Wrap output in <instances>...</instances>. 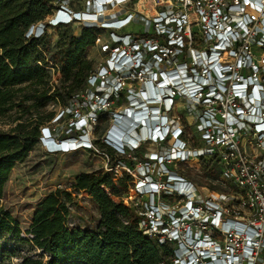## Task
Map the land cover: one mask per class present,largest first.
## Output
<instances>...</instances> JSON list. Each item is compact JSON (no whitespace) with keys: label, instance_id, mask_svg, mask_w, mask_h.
I'll list each match as a JSON object with an SVG mask.
<instances>
[{"label":"built area","instance_id":"1","mask_svg":"<svg viewBox=\"0 0 264 264\" xmlns=\"http://www.w3.org/2000/svg\"><path fill=\"white\" fill-rule=\"evenodd\" d=\"M135 1L93 0L90 17L59 6L47 22L28 27L25 38H38L48 28L72 22L94 23L108 32L109 40L104 44H99L98 36L94 38L93 45L105 55L104 65L86 76L80 93L88 95L90 103L85 110L90 115L110 113L114 98L125 92L122 72L142 81L143 90L128 101L122 114L112 112L117 125L122 124L123 115L154 122L157 117L168 120L174 97L201 107L195 125L197 147L181 140L182 131L177 128L169 131L166 125L164 135L156 122L151 131L146 128L144 142L159 144L170 139V153L165 156L169 162L208 158L217 164L221 178L228 181L230 203L219 209L209 199L195 204L191 184L165 171L164 156L157 153L148 154L147 160L157 163L162 175L166 174L165 183L151 180L150 165L144 164L145 177L134 183L135 189L140 188L146 195L143 208L133 203L128 193L119 200L127 207L141 209L146 218L145 233L176 244L172 264H264L257 261L264 251V0H153V15L147 20L138 17L150 27L148 34L123 32L134 21L133 14L103 19L104 7H122ZM195 33L206 44L205 50L193 54L189 62L162 69V65L169 64V56L179 55L191 46ZM252 47L262 50L261 56L255 57ZM221 53L228 60H219ZM165 85L166 95L160 97ZM90 89L98 90L88 94ZM73 115V126L81 130L77 136L57 140L47 127L40 129L38 142L45 153L92 150L82 130L86 120L76 110ZM105 140L117 155L133 158L136 140L121 149L112 145L108 136ZM103 170L111 173L113 181L122 171L132 177L130 170L120 164H105ZM170 187L184 201L177 214L162 215V206L154 196ZM246 230L253 231L257 240H248ZM180 245L184 252L178 251Z\"/></svg>","mask_w":264,"mask_h":264},{"label":"rangeland","instance_id":"2","mask_svg":"<svg viewBox=\"0 0 264 264\" xmlns=\"http://www.w3.org/2000/svg\"><path fill=\"white\" fill-rule=\"evenodd\" d=\"M152 1L138 0L122 7H104L101 10L103 19L117 18L125 13H130L135 17L134 21L123 32L130 34L145 32L148 34L151 32L150 27L138 20V17L147 20L153 15L151 9ZM49 4L51 5V13L43 19L45 22L54 15L59 6H64L71 12L84 13L85 17L91 15L94 9L93 0H49ZM84 27L94 30L100 40L99 44L108 42V32L99 30L94 23L72 22L64 27L48 28L43 32V42L47 48V52L43 55L48 75L44 88L47 95H50L59 85L60 74L56 59L64 49L65 38L68 36L78 37L81 29ZM192 31H195V28H192ZM191 39V46L179 55L169 56V64L162 65V69L173 67L174 64L179 62H189L193 54L205 50L206 44L200 40L198 33H195ZM252 50L255 57L261 56L262 50L255 47ZM84 57L92 62L93 70H98L104 65L105 55L99 52L97 45H93L88 49L84 53ZM219 60H228V57L225 53H222L219 56ZM120 76L125 80L123 89L125 92L119 98H114L111 111L107 114L105 112L103 114H88L85 110V107L87 108L90 103L88 95H80V93L75 94V97L71 100L64 98L59 103L56 101L48 102L44 107L39 109V115L33 112L25 114L22 111V106L31 102L32 91L34 89L41 91V87H36L34 84H23L14 87L10 92L12 96L11 100L5 103L0 102V131H6L13 127L15 123L28 120L30 123H38L39 134L41 128L47 127L51 137L57 140L74 137L81 133V130L73 126L72 123V120H74L73 113L76 110L86 120L82 130L92 147V150H77L67 154H47L39 146L37 140V144L27 157L22 162L14 165L4 184L0 207L15 220L20 230V237L28 238L24 234V231L30 225V216L34 206L44 197L56 191L65 192L69 196V201L66 203L68 215L65 226L68 229L95 230L99 219L97 207L91 202L85 192L72 188V182L80 173L99 176L104 172L103 168L105 164L106 167H109L114 161L118 160V157L116 159L108 157L100 144L106 141L105 138L114 128L121 129L127 126L129 118L126 119L125 115H123L122 123L125 124L124 126L123 124L119 126L114 122L112 112L122 114L124 108L128 105V101L137 98L138 92L143 90L142 81L134 80L129 72H122ZM113 77L114 75L111 76V78ZM95 90L98 89H90L88 94ZM79 105L82 106V109H80ZM200 110L201 107L190 104L185 98L174 97L171 108L166 116L168 120L164 118L165 126L167 125L169 131L172 130L173 126H179L182 129L180 139L191 144L193 148L198 146V133L195 131V125ZM47 112L52 113L51 118L48 121H39L38 118L43 117ZM16 118H19V120H16ZM89 118H91L92 122L89 121L90 124L88 125L89 122L87 123V120ZM136 134L138 133L136 132ZM132 137L136 139V146L131 152L134 156L131 159L132 164L130 166L126 164L121 165L130 170L133 187H131V190H128L129 185L126 193L131 197L133 203L138 204L139 208H143V203L146 202V195L142 193L140 188L135 189L134 183L145 177V165L140 161V158L147 159L150 153L164 156L165 161L163 164L167 167L169 174L181 177L191 184L190 192H193L195 204H201L204 200L209 199L219 209L230 203L229 195L231 193L228 181L221 178V172L217 164L210 162L208 158L200 160L190 159L185 162L172 160L169 162L166 161L165 156L166 153H170L172 143L170 139L159 144H152L144 142L145 136H142L143 138L141 137V139L134 135ZM127 147L124 146L122 148ZM112 150L114 149L112 148ZM160 174L161 171L158 164L150 163L148 173L150 179L155 182H161ZM163 176H165L166 180V174ZM122 195L121 193L120 197ZM154 198L162 206L160 207L162 215H165L167 212L177 214V210L182 206L184 201L183 196L176 194L172 187L167 189L163 194H155ZM0 244L6 248L14 249V255L8 259L9 264H20L22 257L41 260L42 263L46 260V255L40 250L28 244H15L7 236L0 237ZM175 246V243L169 242L168 244L169 248H174ZM181 248L185 249L180 245L178 247L179 252H182ZM257 261L260 263L264 262V251L259 254Z\"/></svg>","mask_w":264,"mask_h":264},{"label":"trees","instance_id":"3","mask_svg":"<svg viewBox=\"0 0 264 264\" xmlns=\"http://www.w3.org/2000/svg\"><path fill=\"white\" fill-rule=\"evenodd\" d=\"M50 8L49 0H0V102L11 100L10 92L14 87L23 84L41 87V91H32L29 104H23L25 114L39 115V109L48 102L73 99L75 94L83 92L85 78L93 71L92 62L84 57V53L93 46L96 33L84 27L78 37L65 38L64 49L56 59L59 85L47 95L44 88L48 75L43 57L47 48L43 34L38 38H25V32L50 15ZM51 116L52 113L47 112L38 120L48 121ZM38 137V123L28 120L0 131V200L14 165L27 157ZM100 145L108 157H118L112 165L132 164L129 157L117 156L105 142ZM140 161L147 165L152 163L146 158H140ZM164 170H168L165 165ZM164 177L161 173L163 184ZM129 185L132 186L131 177L123 171L115 181L111 173L105 172L99 176L80 173L73 179L72 188L85 192L97 207L99 219L94 231L65 226L69 196L56 191L34 206L30 225L24 231L28 238L20 237L17 223L0 207V237L7 236L15 244H28L46 255L43 263L22 257L20 264H172L176 246L169 248L166 239L145 233L147 224L143 212L125 206L119 200ZM13 255V248L0 244V264H9L8 259Z\"/></svg>","mask_w":264,"mask_h":264},{"label":"clouds","instance_id":"4","mask_svg":"<svg viewBox=\"0 0 264 264\" xmlns=\"http://www.w3.org/2000/svg\"><path fill=\"white\" fill-rule=\"evenodd\" d=\"M162 83H164V81L162 82ZM163 95H166V88H162L161 89V91H160V94H159V96L161 97V96H163ZM126 119H128V121H127V126L124 128V130H121L120 128H117L116 130V132H117V137H116V139H114V138H111L110 137V135H108V137L110 138V140H111V144L112 143H117L118 144V146L120 147V149L122 148V147H127V146H129L133 141H135L136 139L135 138H133V137H126V134H128L129 132H131L133 129H135L137 126L135 125V120H131L130 119V117H128V116H124ZM153 123H155V122H152V124ZM158 126L159 127H162V129L164 130V135H166V132H167V129H166V126H165V122H164V117H159V121H158ZM120 129V130H119ZM140 130L141 129H139V131L137 132L138 134H136V132H133L134 134H135V136L136 137H139V138H141L142 137V135H141V133H140ZM124 134H123V133ZM144 136V135H143ZM114 137V136H113ZM113 145V144H112ZM246 232V238H248V240H251V239H255V240H257V237L255 236V233L253 232V231H251V230H246L245 231ZM181 250H182V252H184L185 251V249H183V248H181ZM194 255H196L195 253H194Z\"/></svg>","mask_w":264,"mask_h":264},{"label":"bare ground","instance_id":"5","mask_svg":"<svg viewBox=\"0 0 264 264\" xmlns=\"http://www.w3.org/2000/svg\"><path fill=\"white\" fill-rule=\"evenodd\" d=\"M82 14H84V13H82ZM99 17L100 16H98V17H96V19L98 20L99 19ZM149 114H150V112H149ZM130 119L131 120H135V121H137L136 123H135V125L137 126V127H141V125H144L142 128H141V130H140V133H141V135L143 136L144 135V133H146V128L148 127V130L149 131H151V123L152 122H154L153 120H151V119H147V120H139V118L138 117H133V116H131L130 117ZM157 120L155 121L156 123H158V121H159V118L157 117L156 118ZM123 122H125V121H123ZM122 125V124H121ZM116 126V125H115ZM120 126V125H119ZM123 126H124V124H123ZM126 126V125H125ZM123 128V127H122ZM122 128H121V130H122ZM174 128H177L178 130H182L179 126H177V125H175V126H173V128L172 129H174ZM120 130V129H119ZM123 130H124V128H123ZM123 133V132H122ZM124 134V133H123ZM135 136V134L131 131V132H129L128 134H126V137H132V136ZM143 138V137H142ZM141 139V138H140Z\"/></svg>","mask_w":264,"mask_h":264},{"label":"flooded vegetation","instance_id":"6","mask_svg":"<svg viewBox=\"0 0 264 264\" xmlns=\"http://www.w3.org/2000/svg\"><path fill=\"white\" fill-rule=\"evenodd\" d=\"M208 52H209V51H207V53H208ZM221 54H222V53H221ZM183 74H185V72H182V75H183Z\"/></svg>","mask_w":264,"mask_h":264},{"label":"crops","instance_id":"7","mask_svg":"<svg viewBox=\"0 0 264 264\" xmlns=\"http://www.w3.org/2000/svg\"><path fill=\"white\" fill-rule=\"evenodd\" d=\"M140 113V112H139ZM123 124V123H122ZM125 124V123H124ZM127 125V124H126ZM117 129V128H116ZM112 132H114V130H112Z\"/></svg>","mask_w":264,"mask_h":264}]
</instances>
